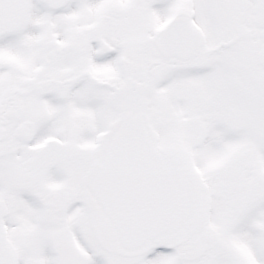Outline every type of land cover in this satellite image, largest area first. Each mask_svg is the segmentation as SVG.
Here are the masks:
<instances>
[{
    "label": "snow or ice",
    "instance_id": "1",
    "mask_svg": "<svg viewBox=\"0 0 264 264\" xmlns=\"http://www.w3.org/2000/svg\"><path fill=\"white\" fill-rule=\"evenodd\" d=\"M0 264H264V0H0Z\"/></svg>",
    "mask_w": 264,
    "mask_h": 264
}]
</instances>
